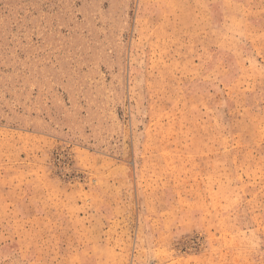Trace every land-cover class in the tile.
Wrapping results in <instances>:
<instances>
[{"label": "rangeland", "instance_id": "rangeland-1", "mask_svg": "<svg viewBox=\"0 0 264 264\" xmlns=\"http://www.w3.org/2000/svg\"><path fill=\"white\" fill-rule=\"evenodd\" d=\"M0 264H264V0H0Z\"/></svg>", "mask_w": 264, "mask_h": 264}]
</instances>
